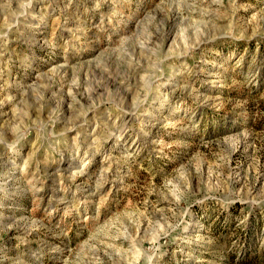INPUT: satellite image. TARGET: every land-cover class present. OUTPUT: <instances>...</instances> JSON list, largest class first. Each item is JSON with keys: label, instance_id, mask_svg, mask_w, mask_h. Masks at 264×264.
<instances>
[{"label": "rangeland", "instance_id": "1", "mask_svg": "<svg viewBox=\"0 0 264 264\" xmlns=\"http://www.w3.org/2000/svg\"><path fill=\"white\" fill-rule=\"evenodd\" d=\"M0 264H264V0H0Z\"/></svg>", "mask_w": 264, "mask_h": 264}]
</instances>
